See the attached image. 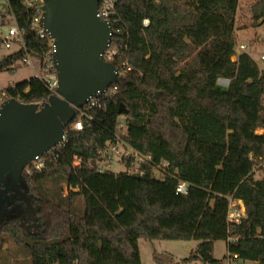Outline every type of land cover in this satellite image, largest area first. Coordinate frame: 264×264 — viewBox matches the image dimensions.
<instances>
[{
  "label": "trees",
  "instance_id": "1",
  "mask_svg": "<svg viewBox=\"0 0 264 264\" xmlns=\"http://www.w3.org/2000/svg\"><path fill=\"white\" fill-rule=\"evenodd\" d=\"M7 1L24 26L23 0ZM237 8L238 0L114 1L124 31L114 92L101 98L105 107L88 127L65 126L67 142L42 155L41 171L23 174L13 205L29 207L40 229L30 232L24 217L11 216L0 224V248L7 236L31 264H142L139 240L196 241L181 264H223L214 243L227 241L229 257L264 264V167L259 179L252 173L264 156V135L256 134L264 130V76L246 54L231 61ZM250 12L254 27L264 24V0ZM25 42L33 53L43 43ZM218 79L229 80L227 88ZM0 94L39 106L51 96L33 77ZM117 140L150 157L141 176L98 170L105 144ZM162 161L169 166L158 180L152 168ZM121 162L129 168L130 159ZM178 181L189 185L186 194L175 193ZM47 182L68 190L65 200L51 198ZM229 198L243 202L238 224L228 222Z\"/></svg>",
  "mask_w": 264,
  "mask_h": 264
},
{
  "label": "water",
  "instance_id": "2",
  "mask_svg": "<svg viewBox=\"0 0 264 264\" xmlns=\"http://www.w3.org/2000/svg\"><path fill=\"white\" fill-rule=\"evenodd\" d=\"M99 1L42 0V21L55 45L58 87L43 106L13 100L0 106V213L25 167L61 143L75 109L117 82L118 70L100 59L110 44L111 28L96 17ZM7 177L12 183L6 187Z\"/></svg>",
  "mask_w": 264,
  "mask_h": 264
},
{
  "label": "built area",
  "instance_id": "3",
  "mask_svg": "<svg viewBox=\"0 0 264 264\" xmlns=\"http://www.w3.org/2000/svg\"><path fill=\"white\" fill-rule=\"evenodd\" d=\"M115 0H100L97 8L96 17L106 22L110 28V44L106 50L100 55V59L105 63H110L114 67V62L118 55V44L120 36L124 34L121 29V22L116 17L114 11ZM23 6L28 14L27 23L24 26H19L14 16L8 12L9 5L7 0H0V47L5 50H13L11 56L4 61L12 58L15 54H20L19 59L16 61L19 64L29 67L33 70V78L40 81V83L50 92L51 95H56V89L58 87V79L56 69L54 67L53 55L55 53L54 40L50 37L49 32L44 27L42 0H23ZM6 7V10L4 9ZM5 13V15H1ZM9 22V24H7ZM148 21L144 20L143 25L147 26ZM27 36H33L43 43L39 47V50L35 53L29 52L25 42ZM242 54H246L256 63L259 72L264 76V35L256 37L251 44H238L234 48V54L231 57L232 62H236L238 57ZM12 60V59H11ZM15 62V64H16ZM116 68V67H115ZM118 70V68H116ZM119 73V70H118ZM119 75V74H118ZM221 88H227L228 80L220 79ZM219 86V85H218ZM114 85L109 87L102 94H98L96 97H91L86 105L80 109H75L74 119L70 122V129L73 131H81L89 126V123L96 117V111H100L105 107V104L101 101L102 97L106 99L114 92ZM7 101L4 94H0V106ZM261 109L264 112V92L261 95ZM257 135H264V130H257ZM67 142V135L64 131V135L61 143L57 147H63ZM121 144V147L127 148V151H118L116 145ZM112 146V147H111ZM56 147V148H57ZM111 147V152L121 159H130L129 168H125V172L129 175H142L141 166L150 162V157H145L140 153L134 151L121 140H117L114 146L107 142L105 148L100 152V159L106 148ZM55 149V148H54ZM53 150V149H52ZM259 164L252 168V173H256L258 179L261 177V168L264 167V156L259 159ZM44 159L42 156L36 157L31 161L24 169L27 175H31L33 172H39L43 169ZM136 167L132 170V167ZM169 166V163L162 161L158 165H154L153 172H157L164 177L163 170ZM99 170V169H98ZM101 172V170H99ZM108 171V170H105ZM189 185L186 182L178 181L175 188L176 194H186ZM228 222L238 224L240 218L244 216V205L241 200L228 199ZM236 207H239L237 209ZM236 259V256L230 257ZM230 260V259H229Z\"/></svg>",
  "mask_w": 264,
  "mask_h": 264
},
{
  "label": "rangeland",
  "instance_id": "4",
  "mask_svg": "<svg viewBox=\"0 0 264 264\" xmlns=\"http://www.w3.org/2000/svg\"><path fill=\"white\" fill-rule=\"evenodd\" d=\"M255 1L256 0H238L234 27L235 46L238 44H251L256 37L264 35V24H260L261 21H258L257 26L254 27L252 22L250 7ZM7 24H9V22ZM12 51L13 50H5L0 47V64L11 56ZM33 76L34 72L31 68L25 67L16 62V64H12L0 70V91L6 89L9 85L17 84L23 80H28ZM219 80L220 79L217 81V85L221 86ZM120 122L123 123V120L120 119ZM111 147L104 150L100 161L97 163V168L101 171L108 170L113 173L124 172L125 168L122 165L121 157L112 153ZM116 148L120 152L127 151V148L124 146L121 147L120 143L116 145ZM74 165L78 166L79 162L76 161ZM132 168V170H134L136 167L134 166ZM153 175L158 180L163 179L162 175L157 172H153ZM254 179H258L256 173H254ZM45 187L51 198L65 200V197L68 195V190L64 187L62 188L63 190L61 193H59V189L62 185H55L54 183L47 182ZM74 191L76 192L77 190ZM14 195L18 197L19 194L17 192L14 193ZM72 201L74 207L78 211H82V197H74ZM236 208L239 209V207ZM11 216L18 218L24 217L26 221L23 222V224L30 232H37L40 229L36 222V218L34 217L33 211L29 207L25 210L22 206H18V204L15 203L7 209L6 212L0 213V223H3ZM1 239L4 240L5 243L0 248V264H31L30 259L16 249L9 237L1 236ZM197 245L198 242L196 241H153L151 243L142 240L138 241L142 264H158V262L161 264H181V261L186 259L189 254L195 250ZM213 257L216 260L222 261L223 264H259L257 261L243 262L237 259H231L227 254L225 241H217L215 243ZM229 259L231 260V263L227 262Z\"/></svg>",
  "mask_w": 264,
  "mask_h": 264
},
{
  "label": "flooded vegetation",
  "instance_id": "5",
  "mask_svg": "<svg viewBox=\"0 0 264 264\" xmlns=\"http://www.w3.org/2000/svg\"><path fill=\"white\" fill-rule=\"evenodd\" d=\"M25 172L23 171L22 172V180H21V182L23 181V177H24V174ZM21 182L20 183H18L15 187H12L11 189H10V191L8 192V194H7V196L9 197V203L8 204H6V206H5V211H7V209H9L12 205H13V198H14V193H16L17 191H18V189H19V185L21 184ZM12 183V180H11V178L10 177H7L6 178V180H5V186L7 187V186H9L10 184ZM4 211V212H5ZM1 224V223H0Z\"/></svg>",
  "mask_w": 264,
  "mask_h": 264
},
{
  "label": "crops",
  "instance_id": "6",
  "mask_svg": "<svg viewBox=\"0 0 264 264\" xmlns=\"http://www.w3.org/2000/svg\"><path fill=\"white\" fill-rule=\"evenodd\" d=\"M216 243V242H215ZM214 243V245H215ZM225 244L227 245V241H225ZM228 263H231V260H227Z\"/></svg>",
  "mask_w": 264,
  "mask_h": 264
}]
</instances>
